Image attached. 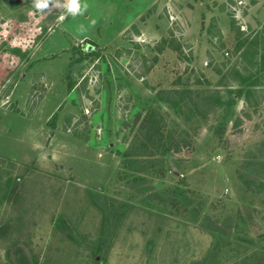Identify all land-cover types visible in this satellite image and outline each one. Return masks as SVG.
Here are the masks:
<instances>
[{
  "label": "rangeland",
  "instance_id": "1",
  "mask_svg": "<svg viewBox=\"0 0 264 264\" xmlns=\"http://www.w3.org/2000/svg\"><path fill=\"white\" fill-rule=\"evenodd\" d=\"M81 2L0 0V264L264 255V0ZM197 81L230 105L157 98ZM152 109L178 148L127 154Z\"/></svg>",
  "mask_w": 264,
  "mask_h": 264
},
{
  "label": "trees",
  "instance_id": "2",
  "mask_svg": "<svg viewBox=\"0 0 264 264\" xmlns=\"http://www.w3.org/2000/svg\"><path fill=\"white\" fill-rule=\"evenodd\" d=\"M231 31L236 34L237 40H239L243 34L238 28ZM246 40L247 39H241L239 45L236 46L235 51L241 50L243 48V44L246 43ZM252 40L255 41V38ZM252 48L255 49L256 46H253ZM175 50L178 51L177 49ZM259 61L260 62L258 63L260 64V71L257 73L260 74V77L255 78L252 73L248 71L244 78L246 82L243 83V81H241V83H237V85H239L237 93H241L240 87L242 86H246L248 88L244 91L246 96L253 95V93L256 94L264 92L262 89H259L260 91L256 89L260 88V86L263 84L261 81L259 82V80L260 78L264 77V62L262 60ZM234 73H236V76L239 75L238 72ZM234 73L232 74L234 75ZM199 84L200 83L198 81L194 83L193 86H195V88L188 86L189 88L177 87L172 90H160L157 93V98L158 100L162 101V103L167 104L169 108L176 107L177 109H180L182 106H188V109H197V113H199L198 109L201 106L206 107L207 110H212L216 108V106H223V103L230 105L224 102L221 97L218 96L216 91H210L205 87H200ZM157 105V110H160V105ZM157 110H150V112H148V114L142 119L138 129L139 134L134 136L130 141L126 151L127 154L132 156L155 154L158 151H166V145L169 146V149L170 147L175 150L178 148V141L173 139L170 129L166 128L167 126L165 120L159 116L160 113ZM221 134L222 133L220 131L219 135ZM240 264H264V255L260 252H253L249 256H246L243 259V263Z\"/></svg>",
  "mask_w": 264,
  "mask_h": 264
},
{
  "label": "clouds",
  "instance_id": "3",
  "mask_svg": "<svg viewBox=\"0 0 264 264\" xmlns=\"http://www.w3.org/2000/svg\"><path fill=\"white\" fill-rule=\"evenodd\" d=\"M50 2L53 3L54 7L62 8L66 14H70L72 16L82 15L87 9V4L82 3L81 0H63V3H60L59 0H33L32 7L37 12H40L48 8ZM63 18V15H61L60 19ZM81 31H84V29L81 28Z\"/></svg>",
  "mask_w": 264,
  "mask_h": 264
}]
</instances>
